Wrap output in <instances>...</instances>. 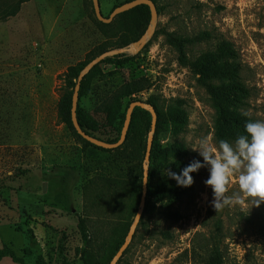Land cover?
<instances>
[{
    "label": "rangeland",
    "instance_id": "rangeland-1",
    "mask_svg": "<svg viewBox=\"0 0 264 264\" xmlns=\"http://www.w3.org/2000/svg\"><path fill=\"white\" fill-rule=\"evenodd\" d=\"M18 1L0 0V249L8 245L22 257L28 248V264L41 256L59 262L62 241L75 264H83L82 249L95 263L106 242L124 244L135 221L143 147L133 134L112 153L85 147L59 115L62 96L72 92L65 74L98 57L102 46L139 40L151 14L148 20L146 11L126 12L106 27L92 0H30L1 20ZM126 1L100 0L103 15ZM156 6V30L144 49L102 64L78 102L94 135L106 141L117 136L108 109L115 102L153 101L162 113L156 171L168 193L147 198L117 264H264V203L252 207L245 198L216 211L206 168L191 174L187 188L167 174L203 162L194 148L204 138L232 143L246 122H264V0ZM134 82L152 87L121 98L120 88ZM236 193L233 178L226 195ZM80 216L88 220L90 247ZM0 264L19 263L6 257Z\"/></svg>",
    "mask_w": 264,
    "mask_h": 264
},
{
    "label": "trees",
    "instance_id": "trees-1",
    "mask_svg": "<svg viewBox=\"0 0 264 264\" xmlns=\"http://www.w3.org/2000/svg\"><path fill=\"white\" fill-rule=\"evenodd\" d=\"M29 1L30 0H19L16 4H14L8 10H6V12L4 13L1 20H5V19L11 18V17H15L21 11L22 5L24 3L29 2ZM130 1H133V0H130ZM130 1H126V3L130 2ZM152 1L156 4V0H152ZM135 10L146 11L148 13V20H149L151 13H150V9L148 6L141 5V6H138V7L134 8L128 12H133ZM101 24L103 26H106V27L111 26V24H104L102 22H101ZM127 46L128 45L121 43L118 45L117 49L124 48ZM112 47L113 46H109V47L102 46V47H100L99 56L101 54L107 52V51H110L109 49H111ZM126 56L127 55H125V54H120V55L114 56L112 58H106L100 64L95 66L92 69V71L82 81L80 91H79V97L82 96V94H84L86 87L88 86V84L90 83L91 80H93L94 78L99 77L103 74L102 64L107 63V62H114V61H117L120 58L126 57ZM94 58L89 59L87 62L82 63L79 66L69 67L67 73L65 74V83H66V86L68 88L72 89V92L70 94H65L62 96V98L59 102V115H60L61 119L68 125L70 130L76 136V138H78V140L85 147H87V148L93 147V148L98 149L100 151H103L105 153H112V152H114L120 148H123V146L129 141L130 135L133 134L136 137V140H138L140 142L141 146L143 147L142 160H141V164H142L143 160H145L144 157L146 156V151H147V141H148L149 132L151 130V125H152V115L148 111H146L142 108H139V107L135 108V110L133 112L132 121L130 124V129L128 131L126 141L120 148H117L114 150H106V149L99 148V147L92 145L90 142L86 141L82 136H80L78 134V132L76 131V129L73 125V122H72L73 93H74V90H75V87H76L80 73L87 66V64H89V62H91ZM139 85H141V82H134L133 84L130 83V84H126V85L122 86L119 90L120 97L121 98H129L134 94L140 93L142 90H145V89L149 90L150 87H152L151 84H148V86H144V87L142 86L143 88H141ZM134 101H138V100H134ZM134 101L132 100L130 102L128 101L125 103H123L122 101L121 102L118 101L117 103L115 102V105L108 106V109L110 111L109 118L112 122V125L113 126L116 125V131H117V136L112 141H109V140L106 141V140L101 139L100 137H96L94 135V133L98 131L97 128L90 126V124H88L86 121V116L77 109V118H78L79 124H80L81 128L83 129V131L86 132L87 134H89L90 136H93V137L98 138L100 140L106 141L108 143H116L119 141V139L121 137V133H122V130L124 127V123L126 120V114H127V110L129 108V105ZM147 103L152 105L155 108L157 116H158L157 126H156V131H155V137H154L152 151H151L150 167H149V183H148V195H147V198H148L152 195H159V194L165 195L166 193H168V191H167V188L164 186L166 183L164 181V178L161 179L159 177L158 171H156V169H158L156 166V160L158 159L160 152H161L160 148H158L160 146L158 135H159L160 130L162 128V113L160 112V110H159V108L155 102L148 101ZM184 121L186 122V119ZM138 124L139 125L144 124V126H139ZM90 129H91V131H90ZM171 150H172V148H171ZM141 173H142L141 176L143 177L144 170H143L142 166H141ZM156 183H157V185H155ZM142 187H143V182L140 185V192H141L140 195L141 196H142ZM137 208H138V205H137ZM26 223H27V221H26ZM78 228H79L84 246L90 247L91 246V237H90L87 218L81 217V216L79 217ZM29 231L32 235V238H34V234H33L32 230L30 229ZM63 238H65V234H64ZM122 245H123L122 242H119V240L116 242H114V241L106 242L105 254H103V255L99 254L100 255L98 258L99 261H96L95 263H93L90 260V258H88V256L82 254V251L84 252V250L82 249V251L80 250L81 253H79L80 259L83 262V264H110L111 261L113 260V258L115 257V255L118 253V251L122 247ZM29 254H30V250L28 248H25L24 249V256L21 257L18 255V253L12 247H10L8 245H4L3 248L0 249V262L6 257H10L13 260V262H15V263L28 264L26 262V257ZM59 258H60L59 262H52V261H50L49 257L41 256L37 259V261L34 264H73V262L67 257V255L65 253V247L63 246L62 241L59 244Z\"/></svg>",
    "mask_w": 264,
    "mask_h": 264
},
{
    "label": "clouds",
    "instance_id": "clouds-1",
    "mask_svg": "<svg viewBox=\"0 0 264 264\" xmlns=\"http://www.w3.org/2000/svg\"><path fill=\"white\" fill-rule=\"evenodd\" d=\"M194 150H198L203 162L193 160L179 173H167L177 186H192L194 180L191 174L206 168L209 175L204 183L211 188V205L216 211L226 205L239 204L245 198L252 207L264 203V122H246L244 134L232 143L221 139L213 145L204 138ZM233 178L238 185V193L229 197L226 193L232 186Z\"/></svg>",
    "mask_w": 264,
    "mask_h": 264
},
{
    "label": "water",
    "instance_id": "water-1",
    "mask_svg": "<svg viewBox=\"0 0 264 264\" xmlns=\"http://www.w3.org/2000/svg\"><path fill=\"white\" fill-rule=\"evenodd\" d=\"M92 2H93V9L96 18L104 24H111L114 21V19L120 14L126 13L141 5L148 6L151 13L150 26L139 40H137L133 44H129L127 47L107 51L101 54L100 56L94 58L91 62H89V64H87V66L82 70V72L79 75L72 98V122L76 131L80 136H82L86 141L90 142L92 145L106 150H114L120 148L125 143L135 108L137 107L142 108L148 111L152 115V125L148 136L147 151L143 164L144 173H143V187H142L140 208L137 212L135 221L129 230V233L127 235L124 244L122 245V247L120 248V250L118 251V253L115 255V257L110 263V264H117L119 259L124 254V252L130 246L146 206V200L148 195V183H149V164L151 160V151L153 146L154 134L157 126L158 116L155 108L152 105L148 104L147 102L140 100L132 102L127 110L126 120L119 141L116 143H108L106 141L90 136L89 134L84 132L83 129L81 128L77 118L79 91H80L81 83L85 79V77L92 71V69L95 66L100 64L106 58L114 57L120 54H137L144 49V47L147 45V43L150 41V39L153 37L155 33L157 26L158 10L156 4L152 0H133L115 8L110 14V16L105 17L102 13L100 0H92Z\"/></svg>",
    "mask_w": 264,
    "mask_h": 264
},
{
    "label": "crops",
    "instance_id": "crops-1",
    "mask_svg": "<svg viewBox=\"0 0 264 264\" xmlns=\"http://www.w3.org/2000/svg\"><path fill=\"white\" fill-rule=\"evenodd\" d=\"M36 235H37V232H36ZM37 238V237H36ZM72 261V260H71ZM73 262V261H72ZM73 264H75L74 262H73Z\"/></svg>",
    "mask_w": 264,
    "mask_h": 264
}]
</instances>
